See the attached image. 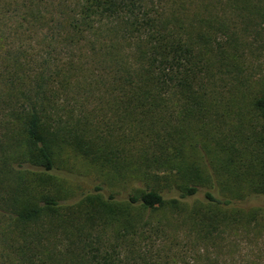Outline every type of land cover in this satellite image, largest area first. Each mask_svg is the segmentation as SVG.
Here are the masks:
<instances>
[{"label":"trees","instance_id":"1","mask_svg":"<svg viewBox=\"0 0 264 264\" xmlns=\"http://www.w3.org/2000/svg\"><path fill=\"white\" fill-rule=\"evenodd\" d=\"M0 262L264 264V0H0Z\"/></svg>","mask_w":264,"mask_h":264},{"label":"rangeland","instance_id":"2","mask_svg":"<svg viewBox=\"0 0 264 264\" xmlns=\"http://www.w3.org/2000/svg\"><path fill=\"white\" fill-rule=\"evenodd\" d=\"M67 167L73 170L72 176L75 177V179L68 180L67 185L77 189L79 193L90 191L89 182H93L95 174L89 171L86 163L78 158H70ZM0 264L4 263L0 262Z\"/></svg>","mask_w":264,"mask_h":264}]
</instances>
